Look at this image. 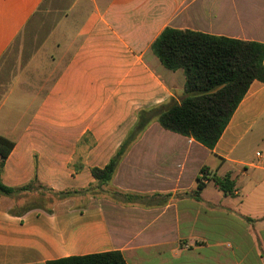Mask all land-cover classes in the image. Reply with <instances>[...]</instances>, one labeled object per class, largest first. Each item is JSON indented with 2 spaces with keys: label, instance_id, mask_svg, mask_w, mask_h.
<instances>
[{
  "label": "crops",
  "instance_id": "1",
  "mask_svg": "<svg viewBox=\"0 0 264 264\" xmlns=\"http://www.w3.org/2000/svg\"><path fill=\"white\" fill-rule=\"evenodd\" d=\"M46 1L0 0V61ZM71 17L46 44L59 72L44 95L29 100L17 85L0 105V137L15 144L5 186L37 177L57 191L88 188L141 110L180 100L184 71L166 69L152 50L166 28L264 44V0H76ZM204 167L201 201L177 198L196 190ZM214 175H230L235 193L224 195ZM112 184L172 197L152 206L71 199L17 216L0 195V264L110 251L127 264H264V83L251 84L213 150L152 122Z\"/></svg>",
  "mask_w": 264,
  "mask_h": 264
},
{
  "label": "trees",
  "instance_id": "2",
  "mask_svg": "<svg viewBox=\"0 0 264 264\" xmlns=\"http://www.w3.org/2000/svg\"><path fill=\"white\" fill-rule=\"evenodd\" d=\"M152 50L166 69L184 71L186 84L183 95L180 100L172 98L168 104L141 110L137 114L134 129L115 156L104 168L92 169L95 183L85 189L57 191L43 186L35 177L21 187L5 186L2 182L3 168L15 144L0 137V195L16 203L23 195L37 189L42 191L41 196L50 204L71 200L76 196L106 198L123 204L144 206L166 203L171 195H137L125 193L113 186L112 181L123 157L154 121L168 131L192 138L213 150L251 84L255 81L264 83V44L168 27L153 43ZM201 174L196 190L178 193L177 198L201 201L208 168L204 167ZM210 180L226 196L236 191V183L230 175H214ZM37 209L52 212L43 206L30 205L15 207L11 213L21 216ZM47 264H127V261L122 252L110 251L50 261Z\"/></svg>",
  "mask_w": 264,
  "mask_h": 264
},
{
  "label": "rangeland",
  "instance_id": "3",
  "mask_svg": "<svg viewBox=\"0 0 264 264\" xmlns=\"http://www.w3.org/2000/svg\"><path fill=\"white\" fill-rule=\"evenodd\" d=\"M75 1L47 0L11 45L0 61V105L17 85L22 87L29 100L41 98L47 91L59 67L49 58L46 44L56 29L64 27L63 21H71ZM41 194L42 191L34 189L32 193L19 198L15 207L39 205L53 210L58 203L50 204ZM74 200L78 206H86L90 197L76 196Z\"/></svg>",
  "mask_w": 264,
  "mask_h": 264
},
{
  "label": "built area",
  "instance_id": "4",
  "mask_svg": "<svg viewBox=\"0 0 264 264\" xmlns=\"http://www.w3.org/2000/svg\"><path fill=\"white\" fill-rule=\"evenodd\" d=\"M257 156H260V153H257Z\"/></svg>",
  "mask_w": 264,
  "mask_h": 264
}]
</instances>
